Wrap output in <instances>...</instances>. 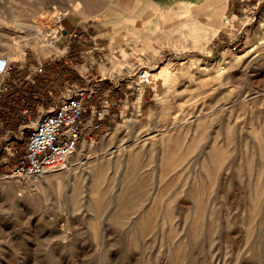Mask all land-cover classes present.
<instances>
[{"label":"rangeland","instance_id":"obj_1","mask_svg":"<svg viewBox=\"0 0 264 264\" xmlns=\"http://www.w3.org/2000/svg\"><path fill=\"white\" fill-rule=\"evenodd\" d=\"M65 16L126 66L118 116L37 179L11 174L54 104L0 135V264H264V0H0V88L71 51Z\"/></svg>","mask_w":264,"mask_h":264},{"label":"crops","instance_id":"obj_2","mask_svg":"<svg viewBox=\"0 0 264 264\" xmlns=\"http://www.w3.org/2000/svg\"><path fill=\"white\" fill-rule=\"evenodd\" d=\"M59 24V30L61 31V34L64 35L67 43L72 33H81V29L86 31L85 27H83L82 21H78L70 16L63 17ZM87 36L91 37L89 43L92 44H90V46L84 45V47H80L77 45L79 44L78 38L72 39L71 51L62 52L63 55L56 57L57 60H47L45 63L33 67V69L29 68L26 76L33 75L35 79L34 83L25 78L19 79L20 84L18 90L26 84L35 86L37 80L40 78L45 79V83L41 84L40 95L38 94L35 96L36 99L40 98L38 106L32 108L27 103L28 100L23 98L19 111V117L21 119L20 126L28 121L32 122L33 118L37 115L36 113H40L44 110L45 106H42L41 104H53L52 99L47 97L48 89H52L54 93L56 92L58 98L61 93L62 95H65L66 91H82V98L86 110L85 116L87 120L84 138L86 136L94 135L104 128L103 122L98 123L95 120V111L100 105V101L104 95L108 96V99L113 104L106 119L118 116L117 112L119 111L118 109L120 106L117 100L119 99V93L116 92L115 89L119 87L121 81H125L123 71L126 66H122L121 68L122 59H119V62L117 61L116 63H113L112 54H106L104 49L98 46L96 37L90 34ZM56 43L58 49L59 47H62L61 39H58ZM41 66H44L50 73L61 70L62 75L58 80L59 82L52 81L46 75L37 74L36 70ZM12 81L13 80L9 81L6 85H9ZM96 88H100V90H96ZM139 90L141 89L137 88L134 92L139 93ZM129 95H134V93H130ZM87 113L91 114L90 119H87Z\"/></svg>","mask_w":264,"mask_h":264},{"label":"built area","instance_id":"obj_3","mask_svg":"<svg viewBox=\"0 0 264 264\" xmlns=\"http://www.w3.org/2000/svg\"><path fill=\"white\" fill-rule=\"evenodd\" d=\"M70 38H78V33H72ZM90 38L83 37L82 42L88 43ZM70 49L71 47L68 46L67 50ZM9 71L10 68H6V61H2L0 75L7 76L10 74ZM36 73L46 75L52 81L59 80L62 75L61 70L50 73L44 66L38 67ZM26 80L35 82L33 75H29ZM137 80L138 88L149 87L153 83L151 71L148 68L139 69ZM19 84L20 81L14 80L9 85L1 86L0 94L17 91ZM47 97L52 99L53 109L49 113L42 114L35 122L19 165L12 170V177L21 180L37 179L62 168L84 139L87 120L82 91H68L58 98L52 89H48ZM112 106L108 96L104 95L95 111V120L98 123L106 120Z\"/></svg>","mask_w":264,"mask_h":264},{"label":"trees","instance_id":"obj_4","mask_svg":"<svg viewBox=\"0 0 264 264\" xmlns=\"http://www.w3.org/2000/svg\"><path fill=\"white\" fill-rule=\"evenodd\" d=\"M45 83V79L40 78L37 80L35 86L26 84L15 92H2L0 94V123L3 122V126H0V135L8 128H17L21 124L19 117V111L23 98L27 99V103L35 108L40 103V98H35L36 95H40L41 84ZM9 109V111H8Z\"/></svg>","mask_w":264,"mask_h":264},{"label":"bare ground","instance_id":"obj_5","mask_svg":"<svg viewBox=\"0 0 264 264\" xmlns=\"http://www.w3.org/2000/svg\"><path fill=\"white\" fill-rule=\"evenodd\" d=\"M59 18V17H58ZM6 25V24H5ZM13 26V25H12ZM13 29H16V28H13ZM19 29V28H18ZM18 29H17V32H18ZM21 29V28H20ZM27 29V28H26ZM40 30V29H39ZM16 31V30H15ZM25 31V29L23 30ZM28 31V29L26 30ZM21 32V31H20ZM39 34L38 35H41V38H42V42L47 45V46H50V48H56V36L53 35V33L51 32L50 29H42L41 31H38ZM36 34V33H35ZM30 35V34H28ZM111 37V36H110ZM109 37V38H110ZM32 38V37H31ZM34 38V36H33ZM37 38V36H36ZM114 43H116V41H113ZM142 43V40L138 43V45ZM135 45V44H134ZM143 45V44H142ZM141 46V45H140ZM57 49V48H56ZM118 49V48H117ZM125 54V53H124ZM68 167V165H67ZM50 177V176H48Z\"/></svg>","mask_w":264,"mask_h":264}]
</instances>
